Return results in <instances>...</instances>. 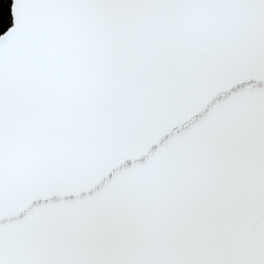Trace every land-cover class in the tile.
I'll return each mask as SVG.
<instances>
[{
  "label": "water",
  "instance_id": "obj_1",
  "mask_svg": "<svg viewBox=\"0 0 264 264\" xmlns=\"http://www.w3.org/2000/svg\"><path fill=\"white\" fill-rule=\"evenodd\" d=\"M0 264H264V0H11Z\"/></svg>",
  "mask_w": 264,
  "mask_h": 264
},
{
  "label": "trees",
  "instance_id": "obj_2",
  "mask_svg": "<svg viewBox=\"0 0 264 264\" xmlns=\"http://www.w3.org/2000/svg\"><path fill=\"white\" fill-rule=\"evenodd\" d=\"M11 0H0V35L12 26Z\"/></svg>",
  "mask_w": 264,
  "mask_h": 264
}]
</instances>
